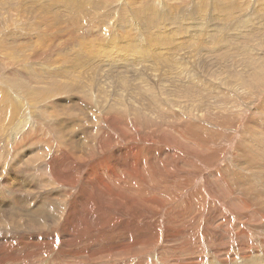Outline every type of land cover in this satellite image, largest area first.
Here are the masks:
<instances>
[{
    "label": "rangeland",
    "instance_id": "rangeland-1",
    "mask_svg": "<svg viewBox=\"0 0 264 264\" xmlns=\"http://www.w3.org/2000/svg\"><path fill=\"white\" fill-rule=\"evenodd\" d=\"M60 1L66 4L53 10L50 5L58 0H0V264L3 260L11 264L6 260L11 254L21 259L13 264H252L253 259L254 264H264V48L256 44L264 45V0H230L235 4L233 19L217 13L213 6L215 1L226 6L229 0H88L91 5L86 0ZM67 4L71 15L63 8ZM137 9L145 13L154 9L159 17L155 29L148 20L134 16ZM47 14L56 16L51 20ZM104 32L109 41L100 43ZM109 33H114L112 38ZM243 33H255L251 47H245L241 37H230ZM217 37L229 41V54L220 60L207 53ZM123 39L142 46V54H136L135 46L136 53L129 48L123 51L128 47ZM153 39L163 49L152 50L148 44ZM82 41L92 46L85 49ZM174 43L180 47L178 51H172ZM90 52L93 54L88 57ZM118 52L124 60H119ZM143 53H155L156 64L144 61ZM96 58L103 60L102 72L110 85H106L104 106L109 107L111 99L127 96L125 100L138 101L139 110L131 113L128 106L121 111L123 117H108V124L89 129L79 119L62 115L69 144L78 137L76 127L92 136L104 132L105 142L121 131L131 134L133 140L123 144L126 155L119 156L110 174L115 192L88 198L83 216L88 222L77 223L82 234L76 232L79 237L71 243L74 253L56 260L50 252L57 256L64 250L59 230L69 215L68 207L74 199L84 197L90 184L101 182L83 179V175L72 177L73 188L59 194L45 163L34 155H42V140L55 132L54 112L61 114L72 105L68 94L56 96L39 74L61 67L75 73L71 63L77 59L78 66L81 63L85 69L79 72L97 84L102 69L95 65ZM250 69H256L254 78ZM119 77L123 79L121 87L113 84ZM208 86L219 87L218 96L207 92ZM93 89L91 85L95 97ZM132 89L133 98L129 94ZM195 93H199L198 101ZM75 102L83 106L80 118L85 115L91 120L93 112H98L90 102L80 98ZM22 112L28 113V120L32 116L29 126L33 127L24 138L21 132H11ZM31 133L34 142L25 143ZM95 143L90 139L85 148ZM95 156L104 168L102 153ZM89 159L85 170L94 165L93 158ZM52 188L56 209L48 215L39 206L34 211L10 201L24 196L41 199ZM118 202L122 205L115 213L112 209L108 213L107 207H116ZM32 213L41 225L36 233H48L56 242L53 249V244L40 239L45 252L40 260L24 259L34 250L28 247L31 241L26 233L16 229L29 223L27 216ZM108 215L115 222L110 224ZM15 233L19 235L13 236ZM18 244L20 248L15 247Z\"/></svg>",
    "mask_w": 264,
    "mask_h": 264
},
{
    "label": "bare ground",
    "instance_id": "bare-ground-1",
    "mask_svg": "<svg viewBox=\"0 0 264 264\" xmlns=\"http://www.w3.org/2000/svg\"><path fill=\"white\" fill-rule=\"evenodd\" d=\"M55 1V0H54ZM57 1V0H56ZM59 3L57 4H53V5H50V8H52L53 10L54 9H57V8H60L59 5H64L66 3H61L60 0H58ZM82 1V0H81ZM224 1V0H223ZM77 2V1H76ZM75 2V3H76ZM88 2V0H86V3ZM90 2V1H89ZM88 2V3H89ZM107 2V1H106ZM112 2V1H111ZM72 3V2H71ZM74 3V2H73ZM84 3V4H86ZM226 3V6L223 5V3H221L220 1H215V4L213 5L216 12L219 13V14H223L227 17H230L231 19H233L232 17V13L235 9V4L234 3H231L230 0L229 1H225ZM91 5V3H89ZM96 4V3H95ZM97 6V5H96ZM49 7V6H48ZM140 7V6H139ZM142 7V6H141ZM164 7V6H163ZM66 11L68 8H70V6L65 5L63 7ZM98 8V6H97ZM95 8V9H97ZM50 10V9H48ZM57 11V10H56ZM69 15L73 14V12H69L67 11ZM134 12V16H136V18L139 20V19H145V20H148L149 21V25L150 27H152L153 29H155V26L153 25L154 22L158 21L159 20V17L157 18V13L154 12V9H151L149 10L148 13H145L143 9H137ZM50 13V12H49ZM57 13V12H56ZM90 13V11H89ZM94 14V13H93ZM48 15V14H47ZM46 15V17H47ZM54 15V13H53ZM51 14V16H53ZM92 15V14H91ZM95 15V14H94ZM50 16V15H48ZM50 16V18H51ZM56 16V15H55ZM53 16V17H55ZM93 16V15H92ZM75 18V17H74ZM48 19V18H47ZM71 19V18H70ZM78 19V18H77ZM200 19V18H199ZM41 20V19H40ZM52 20V18H51ZM67 20V19H66ZM50 21V20H49ZM58 22V25H59V19L56 20ZM79 21V20H77ZM141 21V20H140ZM51 22V21H50ZM56 22V23H57ZM72 22H73V19H72ZM76 22V21H75ZM142 22V21H141ZM145 22V21H144ZM45 23V22H44ZM78 23V22H77ZM53 24V23H52ZM74 24V23H73ZM147 24V23H146ZM38 25V24H37ZM69 25V23H68ZM76 25V24H75ZM238 25V24H237ZM235 25V26H237ZM235 26H233L232 28H234ZM61 27V26H60ZM103 27V26H102ZM50 28V27H49ZM108 28V27H107ZM151 28V29H152ZM231 28V29H232ZM40 29V28H39ZM144 29V28H142ZM48 30V29H47ZM50 30V29H49ZM63 30V29H62ZM147 30V29H146ZM51 31V30H50ZM113 31V30H112ZM183 31V30H182ZM99 32V31H98ZM97 32V33H98ZM106 32V30H105ZM102 34L101 37L99 38V41L100 43H107L106 40V34ZM111 32V31H110ZM139 32H140V28H139ZM143 32V31H142ZM158 32V31H157ZM52 33V32H51ZM54 33V32H53ZM96 33V32H95ZM102 33V32H100ZM99 33V35H100ZM107 33V32H106ZM221 33V32H220ZM46 34V33H45ZM49 34V33H48ZM58 34V33H55V35ZM66 34V32H65ZM108 34V33H107ZM114 34V33H112ZM112 34L109 33V37L112 38ZM159 34V33H158ZM161 34V33H160ZM174 34V33H173ZM256 34H259V33H256ZM261 34V33H260ZM54 35V34H53ZM91 35V34H90ZM252 35V36H250ZM255 33H252V34H248V33H243L242 36L241 34L239 35H230L231 38H237V37H241L243 43L245 44L244 46L247 47H251L252 46V43L255 42L254 40H252V38L254 37ZM94 36V35H93ZM214 36V35H213ZM229 36V35H228ZM61 37V36H60ZM63 37V36H62ZM99 37V36H97ZM114 37V36H113ZM143 37V36H142ZM216 37V35H215ZM264 37V35H263ZM55 38V37H54ZM175 38V37H174ZM224 38V37H223ZM62 39V38H60ZM207 39V38H206ZM210 39V38H208ZM211 39L215 40L214 37H211ZM218 39V40H217ZM88 40V38L86 39ZM93 40V39H92ZM91 40V41H92ZM235 40V39H234ZM90 41V40H88ZM95 41H98V39H96ZM123 41L128 45L123 47L124 49H122L123 51L128 49L130 51H132V53L135 51L134 50V46L135 48L137 49V53L138 52H142L144 51L143 47L140 46V45H137L135 44L134 41H130V40H124ZM147 41V40H146ZM208 41V40H207ZM227 41V42H226ZM138 42V41H137ZM145 42V40H144ZM263 42H264V38H263ZM142 43V42H141ZM146 43V42H145ZM173 43V42H172ZM85 47V49H88L89 47H91V42H89L87 44V42H83L81 43V46ZM110 44V42L108 43ZM196 44V43H195ZM199 44V43H198ZM229 44V41L226 40V39H220V38H216V42H214L213 45H211V48L208 50V54H211V53H214L216 54V56H218V60L221 59V57L223 55H226V54H229L228 50L226 49V45ZM258 44V46L260 48H264V45L263 44H260L259 42L256 43ZM152 50L154 49H163L159 46L158 44V41L157 40H152L149 44H148ZM114 46V45H113ZM148 46V47H149ZM189 46V45H188ZM193 46H195L193 44ZM120 47V49L122 48ZM197 47V46H195ZM62 48V47H61ZM106 48V47H105ZM111 48V46H110ZM116 48V47H115ZM145 48V47H144ZM171 48H172V51L175 50V51H178V49H180L179 46H176V44L174 43L173 45H171ZM91 49V48H90ZM117 49H119V47H117ZM251 49V48H249ZM113 50V48H112ZM118 51V50H117ZM147 51V50H146ZM145 51V53H146ZM112 52V51H111ZM114 52V51H113ZM112 52V53H113ZM159 52V51H158ZM166 52V50H165ZM76 53V52H75ZM79 53V52H78ZM117 53V52H116ZM119 53V52H118ZM130 53V54H132ZM244 53V51H243ZM90 54H93L92 52H90L88 54V57H90ZM106 54V53H105ZM126 54V52H125ZM75 55V54H74ZM78 55V54H77ZM109 55V54H108ZM120 55V53H119ZM159 55V54H158ZM76 56V55H75ZM80 56V55H79ZM100 56V54H99ZM105 55H103L104 57ZM107 56V55H106ZM106 56H105V59H106ZM120 59L119 60H124L125 59V56L124 55H120ZM140 56V54H139ZM87 57V58H88ZM110 57V55H109ZM127 57V56H126ZM142 59L144 61H147L150 62V64H156V59H158V56L155 54V53H148V54H144L141 55ZM77 58V56H76ZM101 58V57H100ZM89 59V58H88ZM114 58H110V60ZM194 59V58H193ZM195 60V59H194ZM209 60V59H208ZM248 61H251V59H249ZM195 62V61H193ZM77 59H74L71 63V67L73 69H75V73L74 72H71L69 71L70 68L65 69V68H62L61 69H57L56 71H50L49 69V72H46V73H43L42 75L39 74V70H37L36 72L40 75L41 79H42V82H48V84L46 86H48L54 93L55 91V94L56 96H59L61 95L62 93H66L68 94V96L71 97L70 100H72V105L71 106H68V109H63V111L61 112V114H59L58 112H54V116L53 119L57 121L56 124H54V130L55 132H51V134L48 136V138H44L42 140V144L43 146L45 147L44 150H40L42 152V155H39L37 152H34V155L36 157L40 156V158L43 160V162L45 163V166L48 168V170L50 171L49 173L51 174V179L54 180L55 182H53L54 185H56L54 188H57L58 189V193L59 194H63V189H72L73 188V179L72 177H76L77 178H80V175H83V179H86V180H93V179H100V182H101V185H98L96 183H92L90 184V186L84 191V197L81 198L80 196L77 198V199H74L73 202H72V205H70L68 207V212H69V215L67 216V219L64 220V224L63 226L60 228L59 230V233L63 235V239L66 241H64L62 243V246L64 247V250L62 249V251H59L57 252V256L56 254L53 252V250L50 252V256L53 258V259H56V260H60L61 258H63L64 256H66L68 253H74L75 250H72L71 249V243H73L74 240H76L77 238V233H81L82 232L79 230V228L77 227V223L79 224H82V225H85L88 221L83 219V216L86 215V211H88V207L86 206V203L88 204V198L91 196V195H102L104 193H114L115 192V186L114 184L112 183L111 184V177H110V174L111 172L115 171V167L116 165L114 164L116 160H120L121 158H124L125 155H126V151H125V147L123 146V144L129 142V141H132V136L131 134H126V133H123L122 131L119 133L118 131V137H115V136H108V135H111L108 133V135H106V137L108 136L109 140L107 142L104 141V132H101L100 133V130L98 131L97 134H95V136H92V134H90L89 132H86L87 130L85 131H82L81 129H79L78 127H76V134H77V139H75L74 143L72 144H69L68 141H67V132L65 130V127L63 125V119H62V115H64V117L66 118H77L80 120V122L87 128H91V127H97V125L99 124L100 128L102 127L101 126V123H105V124H108L107 121L106 122V119L108 117H112L113 119L117 118L119 115L120 117H123L124 115V111L121 113L122 109L126 111L127 107L128 106H131V113L132 112H135V111H138L139 109L137 108L136 106V103H138V101L136 100H133V99H126L125 100V97L127 96H124V98L122 97V99H111V105L109 107L106 108V106H104V104L107 102V99H106V85H109V84H106V80H107V74L103 73V68L102 65H103V60L101 59H95V65L99 67V69H102L101 70V74L98 75L97 77V84H91V81L89 80L87 74L85 72H79V70H85L82 68V64L80 63L79 66L77 64ZM97 63V64H96ZM114 63V62H113ZM117 63V62H116ZM132 63V62H131ZM70 65V64H69ZM91 64L89 65H85V66H90ZM113 65V64H112ZM134 66V65H133ZM132 66V67H133ZM152 66V65H151ZM156 66V65H155ZM106 67V65L104 66ZM46 68V67H45ZM51 68V67H50ZM57 68V67H56ZM38 69V68H37ZM41 69V68H40ZM43 69V67H42ZM46 70V69H45ZM44 70V72H45ZM252 70V78L255 77V71L256 69H250ZM244 71V70H243ZM230 72V71H229ZM228 72V73H229ZM245 72V71H244ZM243 72V73H244ZM42 73V72H40ZM73 73V74H72ZM75 74V75H74ZM134 75V74H133ZM158 75V74H157ZM219 75V74H218ZM250 75V74H249ZM247 74V76H249ZM220 76V75H219ZM231 76V75H230ZM116 77V76H114ZM250 77V78H251ZM233 78V77H232ZM93 78H91L92 80ZM125 79V78H124ZM239 79V78H238ZM243 79V78H242ZM95 80V79H93ZM128 80V79H126ZM203 81V80H201ZM223 81V80H222ZM226 81V80H225ZM238 81V80H237ZM123 82V79L121 77L119 78H116V80H114L113 84H120V87H121V84ZM125 82V81H124ZM127 83V82H126ZM146 83V82H145ZM203 83V82H202ZM43 84V83H42ZM125 84V83H124ZM147 84V83H146ZM227 84H230V83H227ZM243 84V83H242ZM241 84V85H242ZM91 85L93 86V91H94V95L95 97L92 96V92H91ZM128 85V84H127ZM205 85V83L203 84ZM226 85V84H225ZM110 86V85H109ZM114 86V85H113ZM125 86V85H124ZM123 86V87H124ZM201 87V86H200ZM210 86H208L207 89V92H209L210 94H215L216 93V96H218V92L219 91V87L217 88H214L212 89L211 87L209 88ZM221 87H224V86H221ZM125 88V87H124ZM225 88V87H224ZM129 91H130V88H128ZM135 89V88H134ZM132 89V92L129 94H133V90ZM137 89H140V87H138ZM122 90V89H121ZM127 90V89H126ZM188 90V89H187ZM186 90V91H187ZM43 91V94H48V90H42ZM111 91V90H109ZM189 91V90H188ZM204 92V90H202ZM124 92V91H123ZM127 92V91H126ZM135 92V91H134ZM190 92V91H189ZM199 92V90L197 91ZM40 94V92H39ZM127 95V93H126ZM196 97V100L199 96V93H195L194 94ZM130 96V95H129ZM188 97V96H187ZM30 98V96H29ZM75 98H80V100H84L85 102L87 103H91L93 105H96L94 108H96L98 110L93 112V117L91 120H89L88 118L84 117L83 118H80L78 117L79 115L81 114H84V112H82L80 109L83 108V106H81V104H78L77 102H75ZM133 98V96L131 97ZM152 98V97H150ZM201 98V97H200ZM135 99V98H134ZM156 100V99H155ZM143 101V100H142ZM198 101V100H197ZM40 102V101H39ZM201 102V101H200ZM67 104V102H66ZM24 105V104H23ZM139 106V105H138ZM143 106V105H142ZM27 107V106H26ZM122 107V108H121ZM22 108V107H21ZM89 108V107H88ZM130 108V107H129ZM23 109V108H22ZM33 109V108H32ZM92 108H90L91 110ZM93 110V109H92ZM44 111V110H43ZM148 111V110H147ZM50 112V111H49ZM53 112V111H52ZM87 112V111H86ZM144 112V111H143ZM142 112V113H143ZM25 113V112H24ZM33 113V112H31ZM140 113V112H139ZM23 114V112H22ZM27 112L25 114H23V116H21L19 122L17 124H13V130L14 133L16 132H21V136L24 138L26 133L27 132H31L33 131V127L32 126H29V122L32 121V116H30L29 120L27 117ZM44 114V113H43ZM138 114V113H137ZM37 115V114H36ZM34 116V115H33ZM38 116V115H37ZM63 117V118H64ZM38 118V117H36ZM34 119V118H33ZM62 119V121H61ZM37 120V119H36ZM45 120V119H44ZM201 120V119H200ZM41 122V120H38L37 122ZM47 122V120H45ZM39 122V123H40ZM110 122V121H109ZM125 122V121H124ZM49 124V122H48ZM47 124V125H48ZM123 124V123H122ZM38 125V124H37ZM43 126V125H42ZM41 126V127H42ZM45 126V125H44ZM43 126V128H45ZM73 126H75V124H73ZM48 127V126H47ZM99 128V129H100ZM20 130V131H19ZM44 130V129H43ZM117 130V129H116ZM15 133V135H16ZM42 133V132H41ZM13 134V133H12ZM43 134V133H42ZM11 135V134H10ZM20 135V133H19ZM32 133L29 134V136L25 139V143H28L29 141H33L34 140L32 139L31 137ZM20 136V137H21ZM7 137V136H6ZM14 137V135H13ZM82 137V138H81ZM120 137V138H119ZM15 138V137H14ZM121 139L120 141H118L119 139ZM36 139V138H35ZM90 139L94 140L96 143H95V146H89L88 148H85L89 145L90 143ZM23 143V142H22ZM24 143V144H25ZM52 143V145H51ZM55 143H58L60 144V147L59 145L57 144L56 145H53ZM61 145L64 146L66 148L63 149L61 148ZM115 146H120L119 149L117 150H114V151H111L110 154L108 155H105V152L107 150H111L112 148H114ZM16 148V147H15ZM36 151V150H35ZM28 152V151H27ZM30 152V151H29ZM98 152H101L102 153V159L104 160L105 162V165H104V168L103 166L101 165V163L98 161V159H96V154ZM30 154V153H29ZM78 156V158L74 159L73 156ZM123 154V155H122ZM31 155L32 157L34 156L32 154V151H31ZM122 155V157L120 156ZM138 156H141L140 153L137 154ZM29 156V155H27ZM119 156L121 157L120 159ZM59 157H61L62 159H64L63 161H59ZM89 158H93L92 159V163H94V165H92L90 167L89 170H85V167H86V163H85V160L89 159ZM91 159H89L90 161ZM87 162V161H86ZM75 165V163H77V167H74L73 165L72 166H68V164H73ZM82 163V164H80ZM88 163V162H87ZM67 164V165H66ZM70 168V169H69ZM60 169V173H57V170ZM103 173L106 175V178H103ZM181 176V174H180ZM93 177V178H92ZM50 180V181H52ZM177 180V179H176ZM137 184V183H135ZM51 185V184H50ZM76 185H77V182H76ZM54 188L50 189L51 192L50 193H47L44 197H42L41 199H38V198H33L32 196H22L23 198H11L10 201H13L15 203V205H19L21 207H29L31 208L32 210H38V206L43 209L46 213V215L48 214H51V212H53L56 207L53 206V203H55V198L53 197V194H52V190H55ZM13 194V193H12ZM64 194L66 196H69V191H66L64 192ZM44 195V194H43ZM41 195V196H43ZM78 201V202H77ZM116 207H114V205L107 207V212L110 213L111 212V209L114 211L115 213V208H118L119 206H121L122 204L120 202L118 203H114ZM82 205V209L79 210V208L81 207ZM48 207L45 208V207ZM71 207V208H70ZM69 208H70V211H69ZM31 210V211H32ZM21 211V210H20ZM113 211H112V214H113ZM26 212V211H24ZM28 212V211H27ZM62 211L59 212V215ZM22 214L23 216H25L26 214L23 213L22 211ZM38 214V213H37ZM42 214V213H41ZM68 214V213H66ZM20 215V214H19ZM63 216V213L60 215V219L62 218ZM28 218H30L29 220V223H27L26 225H19V227H16L17 230H22L25 234L26 237H28L30 239V243H27L32 250L34 251H30V255H25L24 256V259L26 260H30V259H36V260H40V258L44 257V253L40 246H41V243H40V239H44L45 241L47 242H50L51 244H53V249L55 248V245H56V242H55V237L54 236H50L47 234L45 235H40V234H37L36 233V230H39L41 225L40 223L37 224L36 222V218L35 216L32 214H30L29 216H27ZM101 218V216H99ZM45 218V217H44ZM21 219V218H20ZM18 219V220H20ZM107 219L110 220V224L113 223V221L115 222L114 219L111 218L110 215L107 216ZM3 221V220H2ZM28 221V220H27ZM52 221V220H51ZM56 223V222H55ZM36 226H38V228H35ZM53 227V226H51ZM53 229V228H52ZM16 230V231H17ZM127 230V229H125ZM127 233V232H126ZM16 235H19V233H15L13 236H16ZM80 235V234H79ZM21 236V235H20ZM129 236V235H128ZM23 237V236H22ZM79 237V236H78ZM130 237V236H129ZM12 238V237H10ZM20 238V237H19ZM27 238V239H28ZM81 238V237H80ZM15 240V238H13ZM131 239V238H130ZM6 240V239H4ZM21 240V239H20ZM11 241V240H10ZM13 242V241H12ZM15 242V241H14ZM42 242V241H41ZM40 243V244H39ZM122 243H125V242H122ZM130 243V242H129ZM124 245V244H123ZM124 246H127L126 244ZM16 248H20V244H18L17 246H15ZM16 250V249H15ZM21 258V257H19ZM6 260L9 261L11 264H13V262H20L21 259H18V258H14L11 255L7 256L6 257ZM252 261V260H251ZM254 261H256L255 259H253V261L251 262L252 264H254ZM4 263V260L2 261V264ZM6 264V263H4ZM20 264V263H19Z\"/></svg>",
    "mask_w": 264,
    "mask_h": 264
}]
</instances>
